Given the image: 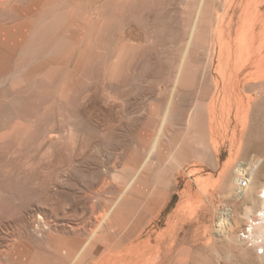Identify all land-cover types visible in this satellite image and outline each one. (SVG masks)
Returning <instances> with one entry per match:
<instances>
[{
    "label": "rangeland",
    "instance_id": "374dc122",
    "mask_svg": "<svg viewBox=\"0 0 264 264\" xmlns=\"http://www.w3.org/2000/svg\"><path fill=\"white\" fill-rule=\"evenodd\" d=\"M200 1L127 0L122 4L121 12L116 10L113 2H110L104 10H99L111 26L109 29L100 32V40L97 45L102 48L100 50L96 49L85 65L67 101L61 100L59 93L65 87L70 67L63 65L58 70L59 72H55L56 68L47 63V58L53 57L54 54L47 53L50 47L46 43L54 36L56 30H53L54 32L43 30L45 33L39 30L30 33L27 42L29 43L28 46L33 42L31 47L37 52L35 59L23 55V60H21L20 52L14 54L15 58L9 65L10 72H12L9 77H11L8 79L6 76L2 78V80L5 79L3 83L0 82V261L2 264H11L7 257L10 251L9 247L14 241L15 243L23 240L27 242L34 241L30 243L34 249L48 251L44 241L29 238L27 240L28 235H24V233H27L26 222L34 218L37 213H42L54 222H58V228L62 230L67 225H82L89 221L91 210L86 207L87 204L90 205L89 207H91V204L92 206L96 204V207L94 206L97 211H95V214L96 216H98L97 214L101 215L103 203L101 204V201L95 198L93 192L97 190V187H125L124 176L127 174L126 167L128 165H133L130 171L131 175L141 172L140 175L146 178V183L139 184V187H172L171 198L159 219L160 228L163 230L167 228L168 216H171L179 206V235L183 238L181 246L190 254V260L196 261L198 264H200L199 261L206 264L205 259L211 258L214 253H219L221 254L222 263L225 264H228V262L247 264L249 262L241 258V254L233 247L221 248L215 251L211 245H207L205 241L210 236L208 226L211 225L209 218L213 214L211 212L210 214L207 213V210L203 207V205H208V202L205 204L200 201L197 202V195H203L202 190L205 188L223 187V176L220 173H223V169L227 167L225 163L231 166L228 177L230 182V178L235 176L236 166L244 160L245 162L250 160L248 155L251 152L248 151L253 142L257 141V138H261V140L258 139L260 143L264 142V69L261 70L262 74L259 78L262 81L258 84L252 81L253 76L246 75L251 71V67L258 65L260 60H262L261 63L264 68V0H211L212 2L206 0L207 10L204 13V26H208L209 30L203 28L201 35L196 34L193 37L191 27H194L193 24L196 20ZM24 3H27V0H24ZM99 4L98 2L97 6ZM256 10L260 15V25L257 26L256 32H259V34L262 32L263 35L255 42L254 48H252L254 54L251 60L246 63V67L249 64L250 69L245 68L237 78L235 75H231L230 70L229 73L227 69L229 64H227V67L226 64H222L224 58L223 47H228L226 49L229 51L232 60L237 59V57L238 59L247 57L244 48L245 43L241 42V36L244 32V21L252 17ZM1 13L4 12L0 11V28H3L4 25L2 24L5 23L13 26L19 19L10 11H8L11 14L9 17L3 16ZM83 14L80 16L84 18L86 13ZM59 16L62 17V21L68 17L62 13ZM212 16L213 19H211ZM223 16L225 17L223 18ZM221 18L223 19L221 20ZM216 25L225 30V38L224 41H221L222 43H219L218 38L212 35L213 29L217 27ZM35 35L36 40L34 39ZM119 41H124L129 55L126 56L127 60L126 58L123 59L122 65L125 67L122 66L119 70V78L112 80L107 77V70L113 58L114 44ZM224 42H226L225 46H223ZM240 43H242V46L244 45L243 48L241 47L242 50L237 47ZM221 46H223L222 49ZM29 49L32 50V48ZM242 51H245L244 54ZM43 53L46 55H42ZM77 54L78 52L71 59V67L75 64ZM36 59L47 66L46 70L42 74L38 73L34 77L27 78V71L34 65ZM183 60H185V63L182 65ZM223 61L225 60L223 59ZM145 65L148 67H145ZM220 65H223V67L225 65L228 73L226 71L224 73L225 69L222 71ZM154 66L155 70H153ZM232 66L230 65L229 68H232ZM179 67L182 68V72H179ZM218 69L221 70L220 73L222 72L225 75L219 74ZM49 70L55 72L54 75L49 76L50 73H47ZM15 73H18L19 76ZM178 77L179 84L177 85ZM250 79L251 82H248ZM219 81L220 83H218ZM245 83L248 85H245ZM217 85L218 88H216ZM113 87L116 88V91ZM239 90L242 92H240L241 96L245 97L244 99L248 96L253 99L242 150L237 149V142L233 135L235 127L241 123V118L236 115L239 106L237 101ZM172 95L171 108H174H172V118L174 120H167L164 115L168 100ZM200 100L202 103H200ZM210 102L218 106L216 107L218 109H216V115L219 112L214 127L210 125L208 113L210 105L213 104ZM204 113L208 118L205 117ZM177 114L180 116L178 115V117ZM116 121L121 122H118V125ZM259 124L261 125L259 126ZM126 128L128 129L126 130ZM223 130L228 132L225 133ZM49 139L53 142L51 143ZM213 139H218L216 140L219 151L217 153L213 147ZM156 141L158 143L154 147ZM200 141H202V144H199ZM199 145L202 146L199 147ZM126 146L136 150L137 153L134 157L129 155ZM203 146L204 148H202ZM173 148L178 149L177 157L179 162H182V166L170 161L169 156ZM116 151L117 156H115ZM183 152L186 153V157H184ZM252 152V155L256 154V150ZM153 153H156V155ZM147 155L149 156L148 161L141 169L142 161ZM96 163L103 166L102 168L99 165L103 169L101 175L108 178V181L106 178L107 183H102V178L100 179L99 175L98 177H96L97 175L89 176L92 167ZM113 163L116 164L113 165ZM90 164H92L91 169ZM176 166L177 170L175 169ZM104 167L108 168V173ZM88 168L90 171H88ZM181 168L184 170L182 171ZM105 172L107 174H104ZM112 173L118 174V178L113 179L110 176ZM162 184L165 186H161ZM185 187L192 188L185 193ZM114 195L115 192H111L104 194L102 197L109 198ZM215 196L216 205L220 206L219 208H228L230 204L229 207H235L236 214L240 215L245 209V204L243 206L241 203L246 202L241 200V202L239 200L231 201L219 190L215 191ZM189 201H191V204H189ZM237 208L241 210L240 213H237ZM194 209L203 212L200 222L194 223L196 220V215L192 216ZM188 229L189 233L184 234V231ZM61 236H66V234ZM220 251L225 253H220ZM1 254L3 257H1Z\"/></svg>",
    "mask_w": 264,
    "mask_h": 264
},
{
    "label": "bare ground",
    "instance_id": "6f19581e",
    "mask_svg": "<svg viewBox=\"0 0 264 264\" xmlns=\"http://www.w3.org/2000/svg\"><path fill=\"white\" fill-rule=\"evenodd\" d=\"M102 1H103V3H102ZM125 1H127V0H27V3H24V0H0V11L4 12V13H1V14H3V16L5 15V16L9 17L11 14H9L8 11H10L11 13L15 14L19 18L14 23L13 26L7 25V23H5V24H2V25H4L3 28H0V80H2V78L6 77V76L8 77V79L11 77V76L9 77L10 73H12V72H10L9 65L11 62H13V59L15 58L14 57L15 53L20 52V59L22 57L21 60H23V55H25V56L27 55L31 59H35L37 57L36 56L37 55L36 50H33V47H31L33 42L29 46H28L29 43L27 42L28 37L30 36V33L32 31L35 32V31L40 30L43 33H45L43 30H46V31L52 30V32H54L56 30V33L54 34V36L52 35L53 37H51L52 39L50 38L48 40L49 42L46 43V45H48L50 47V50L47 53L50 55H51V53L54 54L53 55L54 58L53 57L47 58V63H50L51 66L56 68L55 72H59L58 70L60 68H62L63 65L70 67L69 68L70 72H68L69 74L66 77L67 81H66L65 87L59 93V98L61 100H63V101L69 100L70 95L73 91L74 85L76 84L78 77L80 76L85 65L89 62L90 58L95 53L96 49L100 50V48H102L101 46L97 45L98 44L97 42L100 40V37H99L100 32H102L103 30L109 29L111 26L109 21L102 16V14H101V12H99V10H104L110 2H113L115 7H116V10H119V12H121L120 8L122 7V4ZM207 1L212 2L211 0H207ZM98 2L100 4L97 6ZM206 5H207L206 0L200 1V5H199L198 10H197L196 20H195V23L193 24L194 27H191V31L193 30L191 33L193 37L196 34L201 35L203 28H206L209 30L208 26H204V24H205L204 23V13L207 10ZM61 13L68 16L64 21H62L61 20L62 17L59 16V15H61ZM83 13H86V16H84V18H83V16H80ZM92 14H94V15H92ZM224 17L225 16H223V18ZM259 17H260V15L258 13V10H256L255 14L253 13L252 17L247 18L244 21V29H243L244 32L242 33L243 35L241 36L242 37L241 42L245 43L244 48H245L246 53H247L246 54L247 57L245 59L244 58L238 59V57H237V59L232 60L229 51L226 49L227 46L225 48L223 47V46H225L226 42H224V45L221 46V49L223 47L222 53L224 56L223 59L225 60V61H223V59H222V62H223L222 64H226V67H227V64H229V66L233 65L232 68L231 67L229 68V66H228L227 69H228V71L229 70L231 71V75L233 74L237 78L239 76V73L241 71L243 72L245 68L250 69V67H248L249 64H247L248 66L246 67V63L251 60V58L254 54L253 53L254 51L252 48H254L255 42H257V39L263 35L262 32L260 34H259V32H256L257 26L260 25ZM223 18H221V20ZM211 19H213V16L211 17ZM214 20H215V18H214ZM230 22H231V20H230ZM213 24H214V22L212 23V26H213ZM206 32H204V33H206ZM224 34H225V30L222 27L217 26L213 29L212 35L216 36L218 38L219 43L221 41H224L223 40L225 38ZM34 39L36 40V35H35ZM35 40H33V41H35ZM190 40H192V39H190ZM31 41L32 40L30 38V42ZM241 44L242 43H240L239 46L237 45L239 50H242V48L244 46V45L242 46ZM191 45H192V43H191ZM27 46L29 48H32V50L29 49ZM236 50H237V48H236ZM76 52H78L77 59L75 60V64L71 67L70 62H71L73 55H75ZM244 52H243V54H244ZM42 55H46V54L43 53ZM112 55H113V58L109 64V67L107 70V72H108L107 77H109V79H112V80L113 79L117 80L119 78V75H120L119 70L123 66L122 65L123 59H125L126 56L129 55V53L127 52L126 44L124 43V41H119L116 44H114ZM126 60H127V58H126ZM15 61H16V59H15ZM261 62H262V60H260L258 65H256L255 67H251L252 68V69H250L251 71L248 74H246V75L253 76L251 79L255 84H258L259 82L262 81V80H259V78L261 76L260 74H262L261 70L264 69L263 64ZM184 63H185V60L182 61V65ZM155 66H156V63H155ZM155 66H154L153 70H155ZM46 67L47 66H45V64L40 63L36 59L34 65L28 69L26 77L31 78L32 76L34 77V75H36L38 73L42 74V72L44 73V71L46 70ZM124 67L125 66H123V68ZM145 67H148V66L145 65ZM183 67L185 68V66H183ZM224 67H225V65H224ZM224 67H223V65H220V69L222 68V71L225 69L224 70V73H225V71L227 69H226V67L225 68ZM24 69H22V70L24 71ZM16 71H14V72H16ZM220 71L221 70H219V74L222 73V72L220 73ZM230 71H229V73H230ZM18 72H19V70H18ZM20 72H22V71H20ZM55 72H50V70H49L47 73H50L49 76H52V75H54ZM179 72H182V68H180ZM169 73H170V71H169ZM176 73H178V72H176ZM224 73H222V74L225 75ZM16 75L19 76L18 73ZM153 76H155V75L153 74ZM228 76H226V77H228ZM12 78H14V77H12ZM224 78H225V76H224ZM137 79H138V76H137ZM251 79L248 82H251ZM3 80H5V79H3ZM3 80L0 82L3 83ZM225 80H226V78H225ZM225 80H224V82H225ZM25 81H26V79H25ZM56 82H57V80H56ZM175 83H176V81H175ZM218 83H220V81ZM176 84L177 85L179 84V77H178ZM245 85H248V84L245 83ZM52 88L55 89L54 87H52ZM216 88H218V85ZM114 89L116 91V88H114ZM158 89H159V87H158ZM237 89H239V88H237ZM120 90H122V89H120ZM120 90H119V92H120ZM175 90H176V88L174 89V91ZM110 91H112V90H110ZM233 91H234V89H233ZM251 91H254V90H251ZM240 92H241V90H239L238 95H237V101L239 102V106L236 110V115L241 118V123H240V125L238 124L235 127V131L233 134L235 139H236V142H237V149L238 150H240V149L242 150V148H243V143H244L246 132H247V126L249 125L248 124L249 123L248 122L249 121V115H250V111L252 109V102H253V99L250 98V96H248L246 99H244L245 97H242L241 96L242 92L241 93ZM121 93H123V92H121ZM173 95L170 96L168 103H167L166 110H165L164 116L167 118V120H169V119L174 120V118H172V116H173L172 112H173L174 108L173 107H172L173 109L171 108L172 102H173V101H171V98L173 97ZM146 96H149V95H146ZM155 98H156V96H155ZM115 99L117 100V98H115ZM119 99H120V97H119ZM174 99H175V97H174ZM210 100L212 101V99H210ZM217 101H218V99H217ZM110 103H111V101H110ZM200 103H202V101ZM210 103H213V102H210ZM215 103H217V102L215 101ZM215 103L211 104L209 107V110H208L210 125L212 127H214L213 126L214 123L217 122V118H218L217 115L219 113L218 112L216 115V109H217L216 107H218V106H216ZM185 106H187V105H185ZM198 106H199V104H198ZM133 109H135V108H133ZM175 109H176V107H175ZM137 110H138V108H137ZM144 114H145V112H144ZM178 115L179 114H177V116ZM181 116H182V114H181ZM205 117L208 118L207 115ZM175 118H177V117H175ZM222 119H223V117H222ZM121 121H122V119H121ZM121 121H118V122H121ZM118 122H117V124L119 125ZM136 123H138V122H136ZM224 123L226 124L225 121H224ZM261 124H259V126ZM181 125H180V127H181ZM182 126H184V125H182ZM262 126H261V128H262ZM124 127H122V128H124ZM220 127H222V126H220ZM225 127H226V125H225ZM133 128H134V126H133ZM198 128H200V127H198ZM215 128H217V127H215ZM127 129L128 128H126V130ZM225 130H226V128H225ZM256 130L259 131L257 128H256ZM71 132H69V133H71ZM224 132L227 133L228 131L227 132L224 131ZM224 132H222V133H224ZM122 133H123V131H122ZM212 134H213V131H212ZM160 135H161V133H160ZM215 135H216V133H215ZM221 135H223V134H221ZM120 137H122V136H120ZM164 137H166V136H164ZM260 137H261V135H260ZM258 139L261 140V138H257V141H254L255 145L253 142V145L250 146V149L248 151L249 153L251 152L250 153L251 155L249 153H248L249 155L247 154L248 156H250L249 157L250 160L247 162H245V160H244V162H241L236 166V168L234 170L235 176L233 178L232 177L230 178L231 179L230 182H229L228 177H229V173L231 172V170H229V168L231 166L226 165V163H225V166H227V167H225L223 169V173H220L223 176V179L221 178L223 180V181L221 180L223 182V185L221 183V185L223 187L205 188L202 190L203 195H201V194L197 195L198 196L197 202L200 201L202 204H205L208 202V205H205V206L203 205V207L207 210L206 211L207 213L210 214V212H211L213 214V216H210V218H209V220L211 221V225L208 226V229L210 231V233H209L210 236L207 239V241H205L207 243V245L208 246L211 245L213 247V249H215V251L218 249L220 250L221 248L233 247V248H235V250L236 249L238 250V253L241 254V256H240L241 258L251 262V263H249L247 261L249 264H264V142L260 143ZM127 140L129 141L128 138H127ZM216 140H218V139H213V147L217 153L219 151H218V142ZM50 142L52 143L53 141L50 140ZM157 143H158V141L155 142L154 147L157 146ZM256 143H258V144H256ZM199 144H202V141H200ZM200 146H202V145H199V147ZM46 147H49V146H46ZM128 147L129 146H126L128 152H129V155L131 157H134L135 154L137 153L136 150L134 148H131V147L128 148ZM209 147H211V146H209ZM219 147H220V145H219ZM114 148H115V146H114ZM202 148H204V146ZM211 148L210 149L208 148V149L211 150ZM159 149H160V147H159ZM177 150L178 149L173 148L171 153H170L169 158H170V161L174 162L175 164L181 165L182 162L180 163L179 159L177 157L178 156ZM255 150H256V154L252 155V153H253L252 151H255ZM111 151H112V149H111ZM117 151L115 153V156H117L116 155ZM113 153H114V151H113ZM149 153H150V151H149ZM183 153H184V157H186V153L185 152H183ZM154 155H156V153ZM118 156H120V155H118ZM148 157L149 156L147 155L145 157L144 161H142V164L140 166L141 169L144 167V165L148 161ZM158 158H159V156H158ZM201 158H202V156H201ZM157 160H159V159H157ZM96 164L94 165V167H92V170H91L92 175L90 174V172H88L90 174L89 176L93 177V175H97L96 177H98V175H99V178L100 179L102 178V180H103V181L101 180V182L107 183L108 178L104 177L105 175L104 176L101 175L103 173V171L101 173V170H103V169H101V167L103 168V166H101L99 164L101 166L100 167L98 165V163H96ZM114 164H116V163H113V165ZM91 165L92 164H90V169H91ZM85 166H87V165H85ZM115 166L117 167V165H115ZM115 166H113V167H115ZM132 166L128 165L126 167L128 171H127V174H125V176H124L125 177L124 178L125 179V187H97V190L94 191L93 193L95 194V198L97 200H100L101 204L103 203L101 206L103 208L102 209L103 211H101L102 212L101 215L97 214L98 216H96V214H95V211H96L95 205L96 204L94 205L95 207L92 206V204H91V207H89L90 205L87 204L86 207L89 210H91L90 214H89L90 218H89V221H87L86 223H83L82 225H75V226L67 225L66 226L67 228L64 227L62 230L61 228H58L59 227V225L57 224L58 222H56V221L54 222L52 219L48 218L46 215H44L42 213H37L34 216V218H32L28 222H26L25 226H26V232L27 233H24V235L25 234L28 235L27 240L29 238V239H34V240L36 239L37 241L38 240L44 241V243L48 247L47 248L48 251L45 252V251H40L38 249H34L32 247V245L30 244L34 241H32V242L28 241L27 242V241L23 240V241H19L17 243H15V241H14V243H15V244L13 243L14 245L11 244L10 247L8 246L10 251L8 252L7 258L10 260L11 264H198L196 261L194 262L193 260H190V258H189L190 254H188L186 252L187 250L185 251V248H183L181 246V241L183 240V238H181L179 235V225H180L179 224V206L174 213L171 212L172 213L171 216H168L167 221H166L167 228H165L164 230L160 228L159 219L161 218L162 212L165 210V208H166V206H167V204L171 198L172 187H139V184H145L146 183V181H145L146 178H144L143 176L140 175L141 172H137L136 174L131 175L130 171L132 169L131 168ZM177 166L175 168L176 170H177ZM221 166H223V165L221 164ZM106 167H111V166H106ZM106 167H104V168H105V170L107 169L106 172L108 173V168H106ZM90 169L88 168V171H90ZM111 170L114 171L113 169H111ZM181 170L183 171L184 169L181 168ZM201 170H203V169H201ZM106 172L104 174H107ZM199 172H201V171H199ZM52 173H53V171H52ZM186 173H187V171H186ZM54 175H55V173H54ZM110 176L113 179L118 178V174L112 173ZM96 177H94V178H96ZM106 178H107V181H106ZM219 178H220V176H219ZM148 179H150V178H148ZM242 179H245L248 181L247 188L246 187L245 188L240 187V182L242 181ZM98 182H99V180H98ZM102 183H100V184H102ZM169 184H171V183H169ZM105 185H103V186H105ZM161 186H165V185L162 184ZM190 188H192V187H185V193ZM216 190L221 191L222 194L226 195L229 199H231V201L232 200L233 201L239 200V202H241V201L246 202V203H243V202L241 203V204H243V206L245 204V209H244V211L241 212V215L236 214L235 207H229L230 204L228 205V208H219L220 206L218 207L216 205L217 203L215 200V197H216L215 191ZM111 192H115V195L112 197H109V198H103L102 197L104 194L106 195V193H111ZM200 192H198V193H200ZM188 193H190V192H188ZM219 198H220V196H219ZM223 198H222V200H223ZM194 201H196V200H194ZM225 201H226V198H225ZM190 202L191 201H189V204H191ZM220 205H221V203H220ZM240 205H239V207H241ZM197 207H199V206H197ZM241 208H243V207H241ZM88 209H87V211H88ZM237 210H238L237 213H240L241 210H239L238 208H237ZM201 212H202V210H200V211L197 209L193 210L192 216L196 215V220H197V221L195 220L194 223L200 222L201 216L203 214V212L202 213ZM91 214H95V215H91ZM188 218H190V217H188ZM198 226H199V224H198ZM193 227L194 226L192 224V228ZM195 231L197 232V230H195ZM187 233H189V229L184 231V234H187ZM62 234H66V236H61ZM196 235H198V234L196 233ZM195 239H196V237H195ZM223 250H225V249H223ZM235 250L233 249V251H235ZM225 251H227V250H225ZM220 253H223V251H220ZM238 253H236V254H238ZM234 254H235V252H234ZM1 257H3V255ZM238 258H239V256H238ZM205 260H206V264H225V263H222L221 254H219V253L218 254L214 253L211 258H207ZM199 262H200V264H202L201 261H199ZM237 263H238V261H237ZM0 264H2L1 261H0ZM228 264H233V263L228 262ZM239 264H241V263H239Z\"/></svg>",
    "mask_w": 264,
    "mask_h": 264
},
{
    "label": "built area",
    "instance_id": "2783aa9c",
    "mask_svg": "<svg viewBox=\"0 0 264 264\" xmlns=\"http://www.w3.org/2000/svg\"><path fill=\"white\" fill-rule=\"evenodd\" d=\"M247 185H248V181L245 179H242V181L240 182V187L245 188V187H247Z\"/></svg>",
    "mask_w": 264,
    "mask_h": 264
}]
</instances>
